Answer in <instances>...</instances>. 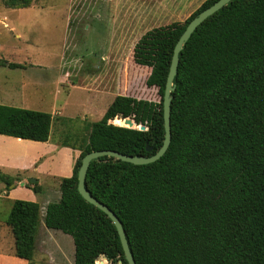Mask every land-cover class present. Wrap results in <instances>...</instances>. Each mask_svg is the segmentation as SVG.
<instances>
[{
    "label": "trees",
    "instance_id": "16d2710c",
    "mask_svg": "<svg viewBox=\"0 0 264 264\" xmlns=\"http://www.w3.org/2000/svg\"><path fill=\"white\" fill-rule=\"evenodd\" d=\"M216 1L141 36L133 58L151 67L146 85L158 88L160 102L117 95L91 124L73 174L61 180L59 200L47 205L46 226L73 237L74 264H97L101 256L129 264L112 219L78 190L82 158L93 150L153 155L160 149L174 47L188 23ZM6 3L28 7L32 0ZM174 82L166 153L147 164L94 159L86 187L121 219L136 264H264V0H232L199 25ZM126 117L147 129L123 126ZM52 122L51 112L0 103V134L46 142ZM0 180L13 182L1 172ZM32 188L42 191L40 184ZM39 222L38 202L13 201L7 224L16 256L33 258Z\"/></svg>",
    "mask_w": 264,
    "mask_h": 264
},
{
    "label": "rangeland",
    "instance_id": "374dc122",
    "mask_svg": "<svg viewBox=\"0 0 264 264\" xmlns=\"http://www.w3.org/2000/svg\"><path fill=\"white\" fill-rule=\"evenodd\" d=\"M204 1L32 0L28 7H10L0 0V97H9L3 104L51 112L52 139L81 151L91 124L102 118L117 95L160 102L158 88L146 85L151 67L134 61V46L153 27L184 22ZM4 61L22 67L11 68L3 65ZM66 80L74 88L67 89ZM92 89L99 93L89 101L88 90ZM6 145L7 154H20L24 161L23 170L9 163L0 170L13 178L10 185L0 180V255L4 257L0 264H74L72 236L48 230L44 222L47 204L59 200L56 178L48 175L54 157L51 147L13 141ZM39 155L46 157L41 165H34L32 159ZM33 184L42 185L43 190L36 192ZM16 199L40 204L36 248L30 261L12 250L14 240L7 218ZM97 264L109 261L101 256Z\"/></svg>",
    "mask_w": 264,
    "mask_h": 264
},
{
    "label": "water",
    "instance_id": "95a60500",
    "mask_svg": "<svg viewBox=\"0 0 264 264\" xmlns=\"http://www.w3.org/2000/svg\"><path fill=\"white\" fill-rule=\"evenodd\" d=\"M231 1L232 0H217L209 7L199 12L188 23L184 32L181 34V36L179 37L174 47V52L172 56L170 70H169L168 77H167L166 89H165L164 100H163L165 139L160 149L153 155H129V154L122 153L117 150H111V149L93 150V151L86 153L84 157L82 158V163H81V166L78 172V190L88 202L92 203L93 205H95L96 207L104 211L112 219V221L114 222L118 230L121 243L124 249L125 257L129 264H136V260L130 248L129 241H128L123 223L121 219L118 217V215L107 204H105L104 202H102L101 200L93 196L91 192L89 191V189L86 187V177H87L88 169L90 167L91 162L94 159H98L103 156L114 157V158L121 159L123 161L130 162L133 164H147V163H151V162H154L160 159L166 153V151L168 150L170 146L171 139H172V129H171L172 92L175 90V87H176L174 80L178 73L181 52L184 49L188 40L191 38L192 34L198 28V26L201 25L209 16L213 15L215 12H217L218 10L226 6ZM120 119H122L124 123L126 124L123 126H127L130 128H138L140 130L147 129L144 124H138L136 120L132 117H126V118H120ZM151 150H152V146L148 145L147 151H151ZM34 182H36V180H34ZM120 262L122 263V261Z\"/></svg>",
    "mask_w": 264,
    "mask_h": 264
},
{
    "label": "crops",
    "instance_id": "0c3cea01",
    "mask_svg": "<svg viewBox=\"0 0 264 264\" xmlns=\"http://www.w3.org/2000/svg\"><path fill=\"white\" fill-rule=\"evenodd\" d=\"M72 55H73V53H72ZM105 56H106V53L102 54V60H104ZM72 64H74V60H72ZM90 78H93V77H90ZM66 82H67V86H66L67 89H69V86H70V88L71 87L74 88L73 83H71V82L69 83V80H66ZM68 84H70V85H68ZM88 91H89L88 92L89 93V95H88L89 101H91L92 98H95L96 95L99 93L98 91L96 92L93 89L88 90ZM57 93H58V89L53 94V98H54V100H52V102L54 101L53 103H56V101H57L56 100ZM7 97H8V94L0 97V103L3 104V103H5V101H8L9 97L8 98ZM23 103H25V101H23ZM109 105H108V107H109ZM107 108H106V110H107ZM17 140H21V143H19ZM12 141L16 142L18 144H24L25 146H27V145H43V146H50L51 147L50 148V150H51L50 155H54V157L52 159H50L52 165H51V168L48 169V172H49L48 175L56 178L55 179V186L58 187V190H57L58 193L57 194H58V199H59L61 196V190H60L61 180H62V178L69 177L73 174V166H74L75 160L79 157L81 151L79 149H76V148L74 149V148L69 147V146L58 145V143L52 139V136H50V139L48 141L41 142V141H36V140L23 139V138H17V137H13V136L0 134V170H2L5 167V165L8 163L12 166H17L16 169H18V170H23V166H22L23 162H21V161H24V160H20V157L22 155L17 154V153L16 154H7V148L4 147V145L10 144ZM2 142H4V144H2ZM6 146L12 147L11 145H6ZM44 157H46V155H42V156L39 155L38 157H34L32 159V163H34V165L35 164L41 165L42 164V158H44ZM42 190H43V186H42ZM46 209H47V206H46ZM8 227H9L10 233L12 235V238L14 240V245L12 246V250L15 251V237L12 233L11 227L9 225H8ZM46 228H48V227L46 226ZM48 230H53V229L48 228ZM43 241H46V242H43V244H45V246L47 247V244H48L47 236H45V239ZM0 258L4 259V257L1 255H0ZM21 259H23V258H21ZM24 260H26V259H24ZM27 261H29V260H27Z\"/></svg>",
    "mask_w": 264,
    "mask_h": 264
},
{
    "label": "bare ground",
    "instance_id": "6f19581e",
    "mask_svg": "<svg viewBox=\"0 0 264 264\" xmlns=\"http://www.w3.org/2000/svg\"><path fill=\"white\" fill-rule=\"evenodd\" d=\"M102 263V262H101Z\"/></svg>",
    "mask_w": 264,
    "mask_h": 264
}]
</instances>
